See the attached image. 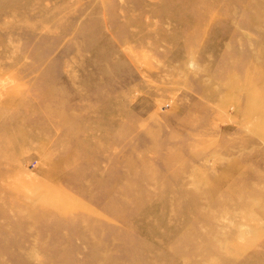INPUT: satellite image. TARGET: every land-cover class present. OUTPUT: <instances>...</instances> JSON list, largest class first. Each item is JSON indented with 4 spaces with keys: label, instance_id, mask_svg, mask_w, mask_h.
Listing matches in <instances>:
<instances>
[{
    "label": "rangeland",
    "instance_id": "rangeland-1",
    "mask_svg": "<svg viewBox=\"0 0 264 264\" xmlns=\"http://www.w3.org/2000/svg\"><path fill=\"white\" fill-rule=\"evenodd\" d=\"M0 264H264V0H0Z\"/></svg>",
    "mask_w": 264,
    "mask_h": 264
}]
</instances>
